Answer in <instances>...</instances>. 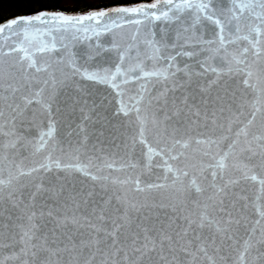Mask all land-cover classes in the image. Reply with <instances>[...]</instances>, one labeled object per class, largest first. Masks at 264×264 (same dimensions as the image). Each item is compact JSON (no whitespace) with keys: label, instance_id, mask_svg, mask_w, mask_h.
Returning <instances> with one entry per match:
<instances>
[{"label":"snow or ice","instance_id":"6c2138e0","mask_svg":"<svg viewBox=\"0 0 264 264\" xmlns=\"http://www.w3.org/2000/svg\"><path fill=\"white\" fill-rule=\"evenodd\" d=\"M0 264H264V0H3Z\"/></svg>","mask_w":264,"mask_h":264},{"label":"trees","instance_id":"16d2710c","mask_svg":"<svg viewBox=\"0 0 264 264\" xmlns=\"http://www.w3.org/2000/svg\"><path fill=\"white\" fill-rule=\"evenodd\" d=\"M2 3H3V0H0V4ZM35 7H38V5H34L31 8H12V9H9L8 12H6V15L10 14L11 12H15L17 14L24 13V12H31L34 10ZM60 7H63V5H60Z\"/></svg>","mask_w":264,"mask_h":264}]
</instances>
